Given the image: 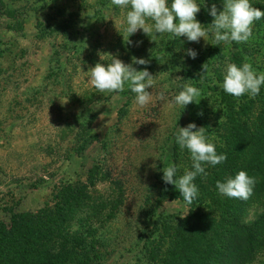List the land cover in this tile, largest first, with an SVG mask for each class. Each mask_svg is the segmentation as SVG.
I'll list each match as a JSON object with an SVG mask.
<instances>
[{"label":"rangeland","instance_id":"rangeland-1","mask_svg":"<svg viewBox=\"0 0 264 264\" xmlns=\"http://www.w3.org/2000/svg\"><path fill=\"white\" fill-rule=\"evenodd\" d=\"M3 1L15 6L22 31L8 29L10 21L0 17V221L8 222L11 212L36 211L52 200L58 186L70 184L89 204L79 208L84 209L78 210L82 217L74 222L87 218L103 223L98 229L107 250L103 264H136L132 254L139 249L130 244L153 221L146 220L147 201L156 205L164 182L162 170L173 162L179 127L194 123L196 117L191 103L184 108L173 103L189 83L181 67L192 59L188 49L197 53L214 44L213 32L189 42L184 36H148L138 29L128 44L130 6L121 8L111 0ZM196 3L200 5L196 19L211 29L210 8L215 4L219 14L224 0ZM250 3L264 7V0ZM70 12L90 19L82 22ZM65 20V29L57 26ZM77 39L83 40L73 53ZM219 45L223 56L213 63L224 65V75L230 53L245 45L252 48L251 60L264 66V18L254 21L248 42ZM108 54L126 64H132L133 57L147 60V65L132 64L138 71L154 63L152 70L147 69L155 78L153 88L147 89L152 93L150 103L138 106L128 84L122 92L97 91L89 69L98 62L110 63ZM255 70L264 73V68ZM210 106L214 109L210 122L218 128L223 123L222 105ZM205 129L210 137V128ZM188 159L178 161L182 174L189 169ZM189 206L177 192L167 194L155 210L181 217L187 216ZM90 210H98L97 215L86 217ZM263 258L254 264H263Z\"/></svg>","mask_w":264,"mask_h":264},{"label":"trees","instance_id":"trees-1","mask_svg":"<svg viewBox=\"0 0 264 264\" xmlns=\"http://www.w3.org/2000/svg\"><path fill=\"white\" fill-rule=\"evenodd\" d=\"M253 6L264 8L259 3ZM13 9L15 6L10 8L0 0V17L10 21L8 29L20 32L22 20ZM69 15L77 16L82 22L90 19L76 12ZM40 26L38 23L37 29ZM57 26L65 29L66 20ZM82 40L73 41V53L79 50ZM251 49L245 45L233 51L229 63L242 66L248 62L255 69H263V65L258 66L251 60ZM222 56L219 44L210 45L197 50L196 58L188 65L183 62L181 71L184 79L201 90L197 102L191 103L192 113L196 114L194 123L197 128L200 125L210 128V137H207H215L217 153L226 154L227 159L215 166L204 165L207 175H197L193 181L198 187V196L189 204L187 216H181L183 219L157 214L155 210L167 194L179 192L174 185L162 183L156 205L148 199L150 211L146 220L153 221L146 223L142 235L130 244L139 249L132 254L136 264H254L257 258L264 257V85L255 98L249 94L239 98L227 94L222 88L224 65L213 63ZM153 65L146 68L152 70ZM216 101L222 105L223 117L218 128L209 119L214 111L210 105ZM185 157L190 161L188 170H192L190 152L175 140L171 164L177 166L176 178L183 175L179 165L182 162L178 161H184ZM241 170L255 178L251 197L241 200L220 194L216 182L234 178ZM85 206L89 204L85 203L82 193L72 191V186L65 184L58 186L52 200L36 211L11 212L8 222L0 221V264H103L107 250L104 239L98 235L103 223H92L87 218H82L79 224L74 222L82 217L78 213L84 209L79 208ZM97 211H87L86 217L97 215Z\"/></svg>","mask_w":264,"mask_h":264},{"label":"clouds","instance_id":"clouds-1","mask_svg":"<svg viewBox=\"0 0 264 264\" xmlns=\"http://www.w3.org/2000/svg\"><path fill=\"white\" fill-rule=\"evenodd\" d=\"M113 5L121 8H128L126 13L127 40L138 29L149 36V34L170 33L175 37L184 36L189 42H199L206 37L211 30L214 35V44L224 43H246L252 36V26L254 21L264 18V11L254 7L250 0H224L223 11L217 14V8L213 4L209 14L214 17L211 29L206 28L197 19L196 14L200 11V5L196 0H111ZM152 21L153 23H148ZM187 55L195 59L196 51L187 50ZM110 63H96L90 68L91 81L97 91L122 92L125 84H128L132 93L135 94V103L144 107L152 100V93L147 91L155 84L154 76L145 67L137 70L132 64L147 65L148 61L143 58H132V64H126L115 56L108 54ZM247 60V58H245ZM205 64L202 65L204 68ZM264 85V73H258L251 65L245 62L242 66L235 63L227 64L226 74L223 78L222 88L234 97H241L249 94L251 98L259 95L261 86ZM201 96V90L188 83L174 97L173 103L184 108L186 105L197 102L196 98ZM163 92L159 99H163ZM64 101L63 103H66ZM195 129V130H194ZM205 127L197 128L194 123H189L186 127H179L176 135V143L182 148H186L191 155L192 170H187L183 175L176 178L177 166L169 164L163 168L162 180L166 184L174 185L186 204L192 202L198 196V187L193 182L197 175H207L204 165L215 166L226 161V154H218L216 145L213 142L215 137L209 139L205 135ZM155 167V165H152ZM256 181L250 177L246 171H239L234 178L229 177L225 182H216V187L220 194L229 198L247 200L253 193ZM182 219L184 217H181Z\"/></svg>","mask_w":264,"mask_h":264}]
</instances>
